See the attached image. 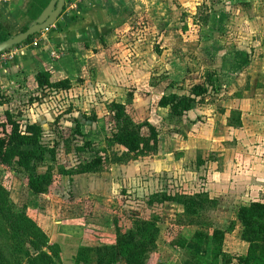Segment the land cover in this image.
<instances>
[{
  "label": "rangeland",
  "instance_id": "374dc122",
  "mask_svg": "<svg viewBox=\"0 0 264 264\" xmlns=\"http://www.w3.org/2000/svg\"><path fill=\"white\" fill-rule=\"evenodd\" d=\"M134 14L126 44L98 53L75 78L81 85L51 79L53 86H39L37 75L12 68L13 50L0 53V113L10 111L22 129L41 125L42 146L58 145L56 161L36 162V172L53 180L28 213L59 247L52 264H75L81 245L111 244L141 219L160 226L147 264H186L188 249L209 248L208 241L196 246L194 234L216 228L225 232L228 254H246L239 209L264 199V0H160ZM97 63L117 84L96 83L107 80ZM198 85L207 92L197 97L191 91ZM171 94L196 97L193 108L174 116L160 104ZM117 103L135 124L156 127L158 138L142 143L143 153L107 140ZM86 138L106 160L97 172L77 173V147ZM0 168L16 206L29 203L26 173L12 163L0 161ZM195 192L211 202L193 215L155 197ZM180 237L188 249L178 246Z\"/></svg>",
  "mask_w": 264,
  "mask_h": 264
},
{
  "label": "trees",
  "instance_id": "16d2710c",
  "mask_svg": "<svg viewBox=\"0 0 264 264\" xmlns=\"http://www.w3.org/2000/svg\"><path fill=\"white\" fill-rule=\"evenodd\" d=\"M48 1L33 0L32 6L27 11L28 15L33 18L41 16ZM35 35H31L22 43L30 42ZM7 38L8 35L2 37L3 40ZM36 81L39 86L54 85V82H51V73L48 71L38 72ZM60 85L59 83L56 86ZM206 92V86L198 85L194 87L191 94L198 97ZM195 98L171 94L163 96L160 104L170 105L174 116H183L193 108ZM112 119L114 126L107 140L123 145L129 152L143 153V145H148L151 139L158 138L155 126L149 123L135 124L122 103L116 104V112ZM144 128L149 130L148 136L144 135ZM82 133L79 127L77 134L82 135ZM43 135L41 125L28 123L25 129H22L21 123L10 111L0 113V161L4 164L12 163L17 169L26 173L32 188L29 203H25L20 208L17 207L12 199L11 191L4 184V178H1L3 170L0 168V264H52L53 256L60 257L58 245L50 244L46 231L28 213V207L35 199L34 195L43 194L46 186L53 180L50 172L38 173L35 168L36 162L46 159L47 155L56 161L58 145L52 148L42 146ZM94 144L93 140L86 138L85 142L77 147L82 167L78 172L73 171V173L99 171L106 157ZM85 153L93 154L92 158H82L81 155ZM200 161L203 163L202 160ZM155 197L159 202H179L186 213L191 215L199 213L207 203L211 202L206 192L185 195L164 193ZM239 217L243 225V237L248 242L246 254H228L224 249L225 232L220 228L214 229L211 234L197 231L191 241L200 249L208 241L209 248L207 247L205 252L188 249V240L180 237L178 246L187 248L191 255V260H188L186 264H264V199L252 200L250 204L240 207ZM134 225L135 227L127 232L119 230L111 244L99 247L81 245L74 263L147 264L150 260L148 252L154 251L160 226L156 219H141L135 221Z\"/></svg>",
  "mask_w": 264,
  "mask_h": 264
},
{
  "label": "crops",
  "instance_id": "0c3cea01",
  "mask_svg": "<svg viewBox=\"0 0 264 264\" xmlns=\"http://www.w3.org/2000/svg\"><path fill=\"white\" fill-rule=\"evenodd\" d=\"M32 3L33 0H0V42L4 41V35L8 38L18 35L32 25L37 18L27 13ZM154 3H160V0H65L64 9L52 23L46 40L34 46L31 39L11 49L14 53L12 68L18 69L21 75L32 73L33 77L40 71H50L51 79L55 81L66 79L73 86L81 85L75 78L84 73L91 62L95 63L98 53L112 46L125 45L129 30L126 22L135 16V11ZM53 6L54 0H49L42 13L49 14ZM54 51L58 57L53 55ZM97 64V75L107 80L99 78L96 83L117 84L118 78L108 76V72H103V66ZM111 65L114 64L109 63L106 69H112ZM125 75L127 77L126 71Z\"/></svg>",
  "mask_w": 264,
  "mask_h": 264
},
{
  "label": "water",
  "instance_id": "95a60500",
  "mask_svg": "<svg viewBox=\"0 0 264 264\" xmlns=\"http://www.w3.org/2000/svg\"><path fill=\"white\" fill-rule=\"evenodd\" d=\"M64 6L65 0H54L53 10L49 14L45 15L44 13H42L41 16H39L27 30L0 42V53L14 47L17 44L22 43L31 35H34L37 32L41 31L43 28L51 25L61 14Z\"/></svg>",
  "mask_w": 264,
  "mask_h": 264
},
{
  "label": "built area",
  "instance_id": "2783aa9c",
  "mask_svg": "<svg viewBox=\"0 0 264 264\" xmlns=\"http://www.w3.org/2000/svg\"><path fill=\"white\" fill-rule=\"evenodd\" d=\"M53 27V25H49L45 28H43L41 31L37 32L36 35L32 38V43L34 46H37L39 45V43L42 41V40H46L47 39V33H49L51 31V28ZM53 55L55 57H58V53L57 52H53Z\"/></svg>",
  "mask_w": 264,
  "mask_h": 264
}]
</instances>
